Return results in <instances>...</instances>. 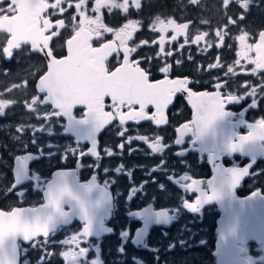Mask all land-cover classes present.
Segmentation results:
<instances>
[{"label":"flooded vegetation","instance_id":"1","mask_svg":"<svg viewBox=\"0 0 264 264\" xmlns=\"http://www.w3.org/2000/svg\"><path fill=\"white\" fill-rule=\"evenodd\" d=\"M55 2L47 0L50 5ZM79 2L61 0L60 7L44 13L53 26L57 20L63 21L62 28L53 27L46 33L57 32L49 41L57 59L67 55L66 42L79 27V12L96 15L93 0H85L77 9ZM100 15L102 22L113 29L123 27L129 20L139 22L128 43L136 48L130 59L139 61L151 81L163 80L167 75L170 80L187 79L186 86L195 93L220 91L225 97L243 98L226 104L231 115L217 122L216 137L209 136L205 141L207 150L202 151L201 143L191 134L182 144H176V129L189 122L193 114L187 92L181 91L165 108L164 123L140 120L121 125L117 118L105 125L95 137L98 156H92L88 154L92 147L89 141H77L73 133L64 130L66 118L44 119L45 113L54 111L50 104L35 105V110L28 107L33 97L42 96L37 85L48 71L45 54L29 44L5 57L2 49L6 41L0 34V100L11 101L0 114V210L38 207L44 202L41 188L57 171H74L81 183L95 175L97 184L104 186L107 182L109 199L95 210L93 234L80 239L79 247L89 249L80 258L82 264H91L92 260L99 264H264L263 245L256 240L264 237V155L258 154L255 161L239 152L224 153L217 160L209 158L214 140L219 142L232 131L247 134L241 120L247 124L264 119V70L253 74L255 65L237 57L240 45L236 40L247 32L249 44L258 41L259 33L264 31V0H249L247 9L241 8L239 0H230L227 6L223 0H197L195 4L191 0H140L139 8L130 0L128 12L115 9L109 14L103 8ZM157 17L188 25L175 40L171 29L163 34L164 53L159 44L161 33L153 30ZM230 19L235 22L229 23ZM218 31L225 34L223 41ZM201 33L207 35L192 43ZM112 39V33H105L103 39L92 43L99 47ZM168 52L172 54L166 55ZM122 56V52L119 57L114 53L108 66L114 70ZM165 66L169 68L167 74L160 71ZM229 67L233 69L231 73ZM217 84L222 88L217 89ZM105 103V110L111 111L107 107L111 100L106 98ZM146 111L151 115L156 109L149 105ZM84 112L82 106L73 109L77 119ZM140 136L147 137L149 143L160 137L163 150L153 153L148 144L137 139ZM109 151L112 155H108ZM81 152L85 155L81 156ZM26 156L32 157L27 161L30 178L17 184V157ZM215 164L248 168V174L232 189L231 196L209 202L198 213H192L184 208V202H195L199 193L186 191L182 185L196 180L207 189V181L215 175ZM185 176L190 179H180ZM254 192L260 196L249 200ZM159 212L171 219L158 222L155 214ZM83 227L76 216L47 240L43 236L31 242L20 240L19 264H68L61 253L70 248L78 252L79 248L62 242Z\"/></svg>","mask_w":264,"mask_h":264},{"label":"snow or ice","instance_id":"2","mask_svg":"<svg viewBox=\"0 0 264 264\" xmlns=\"http://www.w3.org/2000/svg\"><path fill=\"white\" fill-rule=\"evenodd\" d=\"M191 2L195 4L197 0H191ZM223 2L227 6L230 0H223ZM239 3L241 8L247 9L249 0H239ZM0 4L7 5V7H0V34L4 35L6 41L2 54L5 57H11L14 49L30 44L33 50H39L48 58V71L41 76L37 85L38 93L42 96L33 97L31 104L28 105L29 109L35 110V105L50 104L54 111L45 113L44 119L66 118L67 124L64 130L73 133L77 141H89L92 147L88 150V154L92 156H98L95 137L105 125L117 118L121 125L127 121L140 120H150L155 124L164 123L165 108L171 103L173 96L181 91L187 92L193 114L189 122L176 129V144H182L184 138L191 134L195 141L201 143V150H207L205 141L209 136L216 137L217 122L231 115L226 110V104L238 102L243 98L235 95L225 97L220 91L195 93L186 86L187 79L170 80L167 75L163 80L151 81L149 73L139 66V61L130 59L131 53L135 52L136 48L129 47L128 43L139 22L129 20L123 27L113 29L102 22L100 15L103 8L128 12L130 0H123V3L119 0H96L93 8V12L96 13L94 17L80 11L79 27L67 40V55L61 59L55 58L53 51L49 48V41L57 35V32L52 31L51 35L46 33L53 27L62 28L63 21L57 20L53 26L44 15L47 9L60 7L61 0H56L51 5L47 3V0H0ZM84 4L85 0H80L76 8L80 9ZM131 5L139 8L140 0H131ZM60 11L63 12L64 9L60 8ZM234 22L229 20V23ZM187 28V24H177L172 19L165 21L157 17L153 22V30L161 33L159 38L161 53H164V33L171 29L175 33L172 40H175L177 36L184 34ZM105 33H112L113 39L101 43L99 47H94L92 41L103 39ZM206 35V33L197 35L192 43L203 40ZM217 36L221 41L225 38V34L219 31ZM248 36L247 32H242L236 37L240 45L237 57L255 65L252 69L255 74L258 70H264V31L259 33V39L255 44L247 42ZM121 52L123 53L122 62H119V66H116L114 70L111 69L108 66L109 57L114 53L119 57ZM171 54L166 53V55ZM236 63L239 64L240 60L238 59ZM210 67H217V65H210ZM160 71L167 74L169 68L165 66ZM232 71L233 69L229 67L228 72ZM216 87L220 89L222 85L217 84ZM106 98L111 100V104L107 105L112 109L111 111L105 110ZM10 103L11 101L0 100V114L4 113ZM78 105L85 109L83 116L79 119L73 115V109ZM149 105L156 109L151 115L146 111ZM252 106H255V101ZM240 123L248 129L247 134L242 135L232 131L219 142L214 140L210 159L217 160L224 153L239 152L251 156L255 161L258 154L264 155V119L247 124L241 120ZM17 131H23V128H18ZM120 135L124 136L125 133L120 132ZM131 139L129 138V142ZM137 139L148 144L153 153L163 150L160 137H156L151 143L147 137L140 136ZM120 147L123 148L124 145L121 144ZM83 155L85 153L81 152V156ZM108 155H112L111 151ZM31 158L17 157V184L30 178L27 161ZM214 173L212 179L207 181V189L202 188L200 186L202 182L196 180L182 185L186 191L199 193L195 202L185 201L184 208L192 213H198L203 205L220 201L224 196H231L232 189L239 184L243 176L248 174V168H224L215 164ZM96 179L94 175L87 183H81L74 171H57L41 188L44 202L38 207L0 210V264H19L20 240L31 242L40 236L47 240L58 228L68 225L76 216H79L84 227L79 233L62 243L75 245L79 251H72L70 248L61 255L68 264H82L80 258L84 257L89 249L79 247L80 239L93 234L95 210L109 199L107 182L101 186L96 183ZM180 179L188 180L190 177L185 176ZM258 196L260 194L254 192L248 199ZM155 215L158 222L161 220L167 222L171 219V216L164 212ZM91 264H99V262L92 260Z\"/></svg>","mask_w":264,"mask_h":264},{"label":"water","instance_id":"3","mask_svg":"<svg viewBox=\"0 0 264 264\" xmlns=\"http://www.w3.org/2000/svg\"><path fill=\"white\" fill-rule=\"evenodd\" d=\"M79 106V105H78ZM83 107V106H82ZM257 242L259 243V244H263V249H264V237L262 238V237H257Z\"/></svg>","mask_w":264,"mask_h":264},{"label":"rangeland","instance_id":"4","mask_svg":"<svg viewBox=\"0 0 264 264\" xmlns=\"http://www.w3.org/2000/svg\"><path fill=\"white\" fill-rule=\"evenodd\" d=\"M95 2H96V0H93V5H92L93 8L95 6ZM93 8H92V10H93ZM117 10H119V9H117ZM114 11H115V9H112L111 11L108 9L109 14H111V12H114Z\"/></svg>","mask_w":264,"mask_h":264}]
</instances>
